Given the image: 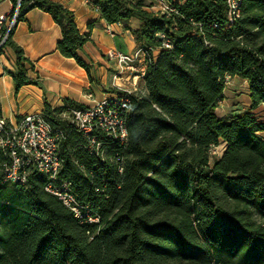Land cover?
Segmentation results:
<instances>
[{
	"label": "trees",
	"instance_id": "obj_1",
	"mask_svg": "<svg viewBox=\"0 0 264 264\" xmlns=\"http://www.w3.org/2000/svg\"><path fill=\"white\" fill-rule=\"evenodd\" d=\"M90 1L108 25L139 22L132 33L146 70L125 116L127 140L99 135L91 146L61 118L83 106L45 104L43 118L62 135L58 181L96 221L75 218L42 174L0 181V264H264V120L252 112L264 111V0H242L232 23L226 0H173L168 13L145 0ZM35 8L60 27L57 51L89 74L77 55L89 29L52 0H20L17 23ZM12 34L3 48L16 56V93L36 82ZM232 77L247 82L250 108L221 117Z\"/></svg>",
	"mask_w": 264,
	"mask_h": 264
},
{
	"label": "crops",
	"instance_id": "obj_2",
	"mask_svg": "<svg viewBox=\"0 0 264 264\" xmlns=\"http://www.w3.org/2000/svg\"><path fill=\"white\" fill-rule=\"evenodd\" d=\"M52 1L73 13L81 33L89 29L90 41L77 51L78 57L88 66L89 74L74 59L63 57L57 51L61 29L52 17L37 8L28 10L23 20L16 24L12 40L33 65V69L26 65L27 76L36 83L24 85L15 93L11 77L17 72L15 53L8 46L0 52V113L10 125L25 114H42L45 104L58 108L64 105L65 100H70L88 107L93 101L86 98V93H92L94 100L114 94L117 92L113 88L115 66L106 58L107 52L116 50L130 54L138 47L132 33L139 25L137 19H132L127 28L118 24L108 25L94 5H87L83 0ZM11 10L10 0H0V15H8ZM147 10L155 11L153 7ZM233 78L237 77L229 79ZM121 82L128 83L125 80ZM140 86L144 89L143 82ZM247 94L249 98V90ZM69 109L74 107L66 110ZM255 111L258 109L252 112L255 114Z\"/></svg>",
	"mask_w": 264,
	"mask_h": 264
},
{
	"label": "built area",
	"instance_id": "obj_3",
	"mask_svg": "<svg viewBox=\"0 0 264 264\" xmlns=\"http://www.w3.org/2000/svg\"><path fill=\"white\" fill-rule=\"evenodd\" d=\"M172 1L153 0L152 7L155 12L168 13L171 11ZM241 1L226 0L229 23L239 16ZM19 2L17 0L12 13L0 15V52L17 24ZM83 2L92 5L90 0ZM106 58L115 66L113 79L116 82L113 88L117 92L100 100H94L92 93L88 92L86 98L93 101L92 105L82 109H69L61 114V118L89 138L90 145L96 148L100 147L99 135L118 140L122 144L126 142L125 116L130 109L131 98L136 94L138 85L143 82L147 53L141 47L130 54L110 50ZM227 79L229 78L226 81ZM121 80L127 81V85L119 84L118 81ZM61 138V133L53 130L42 114H25L14 125H10L0 113V181L23 185L30 173L42 174L46 180L44 189L47 193L55 196L75 218L94 222L96 218L82 214L83 208L71 192L69 183L58 181L62 166ZM217 149H212L211 154L215 155Z\"/></svg>",
	"mask_w": 264,
	"mask_h": 264
},
{
	"label": "rangeland",
	"instance_id": "obj_4",
	"mask_svg": "<svg viewBox=\"0 0 264 264\" xmlns=\"http://www.w3.org/2000/svg\"><path fill=\"white\" fill-rule=\"evenodd\" d=\"M153 0H145V3L152 7ZM149 7V8H150ZM157 9V7H155ZM119 84H125V82H118ZM127 85V83L125 84ZM143 91L140 84L137 87V94H141ZM247 83L240 78L227 79L226 87L222 95V100L217 109V114L221 117L229 116L236 112L247 111L250 108V101L247 94ZM255 114L260 119L264 120V111L258 109ZM223 146L220 145L216 150V157H219L222 153Z\"/></svg>",
	"mask_w": 264,
	"mask_h": 264
}]
</instances>
